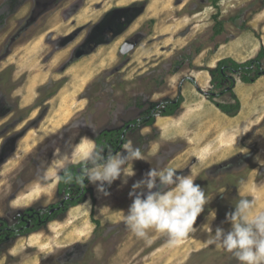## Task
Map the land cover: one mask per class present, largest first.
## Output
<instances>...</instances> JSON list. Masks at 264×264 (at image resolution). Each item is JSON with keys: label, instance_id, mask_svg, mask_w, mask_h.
<instances>
[{"label": "rangeland", "instance_id": "374dc122", "mask_svg": "<svg viewBox=\"0 0 264 264\" xmlns=\"http://www.w3.org/2000/svg\"><path fill=\"white\" fill-rule=\"evenodd\" d=\"M215 1L0 0V230L18 227L29 208L44 215L66 195L76 194L78 183L62 193L59 187L62 173L85 161L79 151H87L89 144L96 150L94 140L103 132L119 131V139L121 129L147 116L153 104L179 95L184 104L188 83L198 97L209 100L213 95L214 102L209 101L215 107L236 103V84L233 92L223 94L231 81L213 80L206 65L232 40L238 46L257 42L264 49V0ZM129 5H137L140 17L127 33L109 39L108 26L114 21L106 19L107 13ZM216 19L224 22L219 36H214ZM136 31L142 32L138 46L121 53ZM79 49L85 55L78 57ZM200 69L210 75L206 87L191 77ZM34 77L41 81L31 83ZM232 77L236 83L241 80ZM256 103L264 105V92L255 96ZM158 116L147 133L148 126L141 124L124 139L144 156L155 146L147 161L133 162L135 175L127 183L122 177L105 185L106 196L87 183L89 195L77 206L28 235L3 241L0 264H238L232 254L206 244L208 233L201 226L214 211L213 234L217 227L230 230L226 214L239 199H252L242 195V186L249 179L253 186L264 182V164L258 163L264 161V130L238 137L231 158L200 162L203 130L192 128L167 140L155 127ZM100 149L105 157L115 153L112 145ZM66 155L76 162L65 164ZM166 166L178 175L195 173V183L209 198L194 225L197 230L174 247L154 231L148 239L137 238L122 218L133 201V185L151 168ZM6 235L3 231L0 238Z\"/></svg>", "mask_w": 264, "mask_h": 264}, {"label": "clouds", "instance_id": "9594fccd", "mask_svg": "<svg viewBox=\"0 0 264 264\" xmlns=\"http://www.w3.org/2000/svg\"><path fill=\"white\" fill-rule=\"evenodd\" d=\"M121 149L116 153L109 152L105 157L103 149L95 150L89 144L83 157L86 166L76 178L80 187L85 188L87 180L106 196L105 185L111 186L122 177L127 183V178L135 175L133 162L147 160L131 140L123 143ZM63 162L74 163L76 160L66 155ZM258 163L264 164V161ZM67 179L71 182L73 178L69 175ZM195 181L196 174L192 172L178 175L173 167L151 168L129 193L134 198L127 214L122 217L126 227L137 238L148 239L149 231H154L167 236L170 247L181 244L197 230L194 227L196 220L209 202L204 190ZM158 187L160 190H154ZM214 220L213 211L209 213L208 223L201 226L208 233L207 245H215L232 254L238 264H264V211L257 210L254 199H239L234 211L226 214L230 230L217 227L213 234L211 222Z\"/></svg>", "mask_w": 264, "mask_h": 264}, {"label": "crops", "instance_id": "0c3cea01", "mask_svg": "<svg viewBox=\"0 0 264 264\" xmlns=\"http://www.w3.org/2000/svg\"><path fill=\"white\" fill-rule=\"evenodd\" d=\"M235 41L232 40L230 45L224 44L209 59L206 67L214 69L220 60L228 57L243 63L260 51V45H257V42H242L238 46ZM237 48L241 50L237 51ZM197 65L200 67L204 66L202 63ZM209 76V73L202 69L195 70L191 74V77L201 87H206L207 82L210 81ZM261 92H264V77L253 84H246L238 79L234 93L242 102V111L237 117L231 118L226 116L206 98L198 97L194 93L193 85L188 83L185 85L183 91V95L187 98V101L182 104L180 107L181 110L173 116L159 115L155 127L159 128L163 137L168 136L166 137L167 140H171L173 136L182 135L183 131V134H186L192 128L193 130H203L201 136H206V138H203V142L206 144L200 145L202 141L198 142L200 162L208 161L215 156L231 158L234 156V151H236L234 142L238 137L245 136L256 129H258L259 133L264 130V128H261L264 125V111H262L261 107H264V105L258 103L255 105L252 104L255 96L257 95L259 97ZM187 94L191 95L190 98L186 96ZM187 128L188 130H186ZM149 130V126L145 127L144 132L147 133ZM154 148L155 146L148 149V153L145 156L146 159L148 156H151L150 152H154L151 151ZM198 169L196 168V170ZM250 182L251 180L249 179L242 186V195L249 196L252 199L254 198L257 210L264 211V182L261 185L255 184L254 186ZM254 191H256L257 195L253 193Z\"/></svg>", "mask_w": 264, "mask_h": 264}, {"label": "trees", "instance_id": "16d2710c", "mask_svg": "<svg viewBox=\"0 0 264 264\" xmlns=\"http://www.w3.org/2000/svg\"><path fill=\"white\" fill-rule=\"evenodd\" d=\"M217 4V0L214 2ZM214 36H219L224 31V22L216 19V24L214 27ZM197 53L201 52V49H196ZM264 59V49H262L258 56L255 59H252L250 61H247L245 63H238L234 61L231 58H224L220 60L217 64V66L210 70V74L213 77V80L222 79V80H230L231 86L223 92H233V89L235 87V80L232 77V75H239L240 79L243 83L246 84H252L256 82L257 79H259L261 76L264 75V70L262 68V60ZM182 62H177L178 65H180ZM227 72H230L231 75H228ZM234 99L236 100L235 104H220L215 103V105L222 110L223 113L227 114L230 117H235L239 114L241 110V104L238 98L233 94ZM208 99L212 102H214V96L209 94ZM184 99L182 95H179L174 100H169L164 103L159 104H153L151 106V112L149 113V118L143 117L142 120H135L133 121L136 125L144 124L146 126H152L155 123L156 115L159 114L160 116H173L177 113V111L180 109L181 105L183 104ZM121 132L120 131V138L117 139V135H119V131H112V132H103L99 137L95 139V142L97 144V149L101 147H108L109 145H112L115 149V153L119 152L121 150V145L125 143L121 139ZM120 141H122V144H119ZM86 166V161H83L81 164L76 165L72 168L73 171H70L71 169H68L67 171H64L61 175V181H60V187H59V193L63 192V189L68 185L76 184V178L80 176L77 172V169ZM71 175L72 180L71 182L68 181L67 177ZM68 181V182H67ZM81 202V199L67 204V208L69 206H76ZM51 219L53 217H50ZM96 223L99 225L100 223L96 221ZM39 227H36L37 229Z\"/></svg>", "mask_w": 264, "mask_h": 264}, {"label": "flooded vegetation", "instance_id": "af4514ba", "mask_svg": "<svg viewBox=\"0 0 264 264\" xmlns=\"http://www.w3.org/2000/svg\"><path fill=\"white\" fill-rule=\"evenodd\" d=\"M141 12H139V9L137 8V5H129L127 9L124 10H112L107 13L106 19L109 21H114V25H109L108 26V38L110 39L112 36L115 35H122L124 33H127L134 22L140 17ZM142 38V32L141 31H136L133 33L129 39H127L123 45L121 46V49L123 46H125V50L131 48L132 46L136 45L138 46L140 40ZM135 47V48H136ZM122 51V50H121ZM130 52V51H129ZM86 51L84 49H79L77 52L78 55H85ZM122 53V52H121ZM152 106V105H151ZM149 113L151 112V107L149 108ZM149 114L145 116V118H149ZM143 117L138 118L137 120H142ZM139 125H136L134 123L126 125L121 132V139L124 141L126 138L128 132L132 129H136ZM120 141L119 144H122L123 142ZM96 143V142H95ZM122 150V149H121ZM120 150V151H121ZM85 166H82L77 169V172L79 175H81L82 169ZM86 184L85 188L80 187L78 188V191L76 194L72 196L66 195L59 203L56 205L52 206L49 211L42 215L38 211H34L32 208H29L25 214L22 216L19 226L16 228H6L4 230H0V236L2 235L3 231H7L9 235H6L4 238H0V247L3 246V244L7 243L12 237H17L20 234L28 235V233H31L32 230H36V227H41L42 225L48 224L51 221H53V218L64 212L67 209V204L73 203L79 199H83L85 197H88L87 192V183L88 181L85 180L84 182ZM77 206V205H76ZM70 207H75V206H70ZM50 217H53L52 219ZM97 224V223H96ZM98 225V224H97ZM38 229V228H37ZM5 243H2V242ZM72 256V255H71Z\"/></svg>", "mask_w": 264, "mask_h": 264}, {"label": "bare ground", "instance_id": "6f19581e", "mask_svg": "<svg viewBox=\"0 0 264 264\" xmlns=\"http://www.w3.org/2000/svg\"><path fill=\"white\" fill-rule=\"evenodd\" d=\"M77 69V68H76ZM41 78H39V77H34L32 80H31V83H35V82H37V81H41L40 80ZM88 150V149H87ZM80 152V154H79V156L80 157H82L83 155H84V153L86 152V151H79ZM83 154V155H82ZM57 171L59 170V169H56ZM250 185V184H249ZM250 187V186H249ZM246 189H247V187H245ZM244 191H245V189H244ZM247 192V191H246ZM245 192V193H246Z\"/></svg>", "mask_w": 264, "mask_h": 264}, {"label": "water", "instance_id": "95a60500", "mask_svg": "<svg viewBox=\"0 0 264 264\" xmlns=\"http://www.w3.org/2000/svg\"><path fill=\"white\" fill-rule=\"evenodd\" d=\"M135 47H136V45L132 46L131 48H129V49H127V50H125V46H123L122 49H121V50H122L121 52H122L123 54H127L129 51L135 49ZM81 56H82V55H78V57H81ZM94 142H95V140H94Z\"/></svg>", "mask_w": 264, "mask_h": 264}]
</instances>
